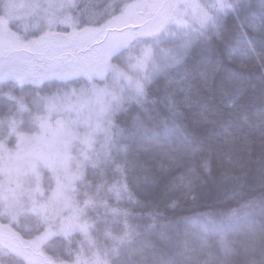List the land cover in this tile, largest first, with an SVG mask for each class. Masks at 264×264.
<instances>
[{
	"label": "trees",
	"instance_id": "1",
	"mask_svg": "<svg viewBox=\"0 0 264 264\" xmlns=\"http://www.w3.org/2000/svg\"><path fill=\"white\" fill-rule=\"evenodd\" d=\"M221 32L116 115L109 158L86 167L56 232L34 218L14 230L55 264H264V75L221 55ZM169 80L194 85L217 124L194 108L166 130ZM0 264L25 262L0 248Z\"/></svg>",
	"mask_w": 264,
	"mask_h": 264
},
{
	"label": "rangeland",
	"instance_id": "2",
	"mask_svg": "<svg viewBox=\"0 0 264 264\" xmlns=\"http://www.w3.org/2000/svg\"><path fill=\"white\" fill-rule=\"evenodd\" d=\"M29 2L0 0V18L26 21L22 27L13 26L21 37L24 27L29 37L46 28L42 17H30ZM196 2L80 0L83 14L74 9L71 15L82 25L90 19L102 22L115 12L104 33L89 44L95 49L91 61L99 74L94 73L91 79L55 75L20 80L5 78V70L0 72L2 250L18 256L25 264H55L42 249V237L24 239L13 225L23 218H34L53 231L65 221L73 211L76 188L86 167L109 158L116 115L143 103L147 87L167 76L170 69L180 67L191 53L180 64L168 66L177 53L181 30L171 22L159 35L149 30L170 16L183 19ZM125 7H129L128 15L122 17ZM221 31L222 26L210 30L198 45L219 37ZM105 49H111L107 65ZM149 49L151 55L146 57ZM22 67L21 58L13 56L8 68L21 71Z\"/></svg>",
	"mask_w": 264,
	"mask_h": 264
},
{
	"label": "snow or ice",
	"instance_id": "3",
	"mask_svg": "<svg viewBox=\"0 0 264 264\" xmlns=\"http://www.w3.org/2000/svg\"><path fill=\"white\" fill-rule=\"evenodd\" d=\"M129 7H125L122 17L128 15ZM27 8L30 17L43 18L46 28L41 34L29 37L28 29L24 27V36L21 37L13 26H24L26 21L23 18H0V46L6 54L5 58L18 56L23 61L21 71L6 67L5 78L23 80L24 77L61 75L76 78L86 76L91 79L94 73L99 74L100 70L91 61L95 49L89 44L104 33L109 26V18L115 15L114 11L102 22L90 19L87 24L82 25L71 15L74 9L83 14L80 0H30ZM229 19H234L240 28L235 37L228 34ZM169 22L174 23L181 31L176 44L177 53L168 66L180 64L198 45L202 36L222 26L225 29V41L220 54L243 71H258L264 75V0H197L183 19L170 16L159 27L149 31L159 35L166 30ZM151 51L146 50L145 56L151 55ZM103 55L107 65L111 49H105ZM194 91L195 86L190 83L167 81L162 98V120L166 130L169 124L182 126L188 113L194 108L199 109V123L217 124L205 114L206 106L193 98Z\"/></svg>",
	"mask_w": 264,
	"mask_h": 264
},
{
	"label": "water",
	"instance_id": "4",
	"mask_svg": "<svg viewBox=\"0 0 264 264\" xmlns=\"http://www.w3.org/2000/svg\"><path fill=\"white\" fill-rule=\"evenodd\" d=\"M5 56V52L0 53V72L4 71L6 67L8 68L10 66V60L13 57L11 56L10 59H6Z\"/></svg>",
	"mask_w": 264,
	"mask_h": 264
}]
</instances>
